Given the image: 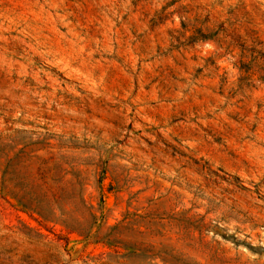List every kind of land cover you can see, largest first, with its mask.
<instances>
[{"label": "rangeland", "instance_id": "1", "mask_svg": "<svg viewBox=\"0 0 264 264\" xmlns=\"http://www.w3.org/2000/svg\"><path fill=\"white\" fill-rule=\"evenodd\" d=\"M0 264H264V0H0Z\"/></svg>", "mask_w": 264, "mask_h": 264}]
</instances>
